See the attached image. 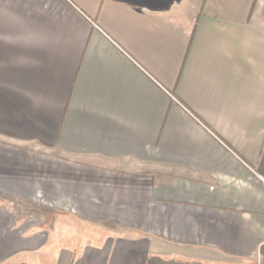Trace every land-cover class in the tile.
<instances>
[{"label":"crops","instance_id":"crops-1","mask_svg":"<svg viewBox=\"0 0 264 264\" xmlns=\"http://www.w3.org/2000/svg\"><path fill=\"white\" fill-rule=\"evenodd\" d=\"M0 264H264V0H0Z\"/></svg>","mask_w":264,"mask_h":264}]
</instances>
